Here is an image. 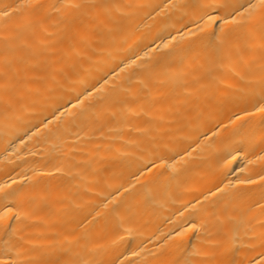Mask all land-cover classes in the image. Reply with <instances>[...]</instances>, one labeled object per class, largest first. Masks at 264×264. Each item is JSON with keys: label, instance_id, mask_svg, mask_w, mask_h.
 <instances>
[{"label": "bare ground", "instance_id": "bare-ground-1", "mask_svg": "<svg viewBox=\"0 0 264 264\" xmlns=\"http://www.w3.org/2000/svg\"><path fill=\"white\" fill-rule=\"evenodd\" d=\"M0 264H264V0H0Z\"/></svg>", "mask_w": 264, "mask_h": 264}]
</instances>
